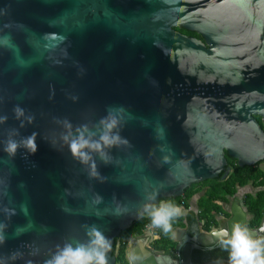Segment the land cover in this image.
I'll list each match as a JSON object with an SVG mask.
<instances>
[{
    "label": "water",
    "instance_id": "obj_1",
    "mask_svg": "<svg viewBox=\"0 0 264 264\" xmlns=\"http://www.w3.org/2000/svg\"><path fill=\"white\" fill-rule=\"evenodd\" d=\"M17 105L31 124L14 117ZM109 108L125 110L130 144L105 149L107 165L93 152L95 177L64 137L80 125L99 135ZM0 115V208L16 213L0 212L4 264H45L87 243L90 225L111 240L114 264L121 231L160 199L225 178L226 153L239 167L264 160V0H0ZM13 130L36 133L35 154L2 151ZM237 223L264 239V213L250 228L233 208L220 228L230 237ZM213 232L196 227L165 251L137 238L130 264H193V250L220 243Z\"/></svg>",
    "mask_w": 264,
    "mask_h": 264
},
{
    "label": "clouds",
    "instance_id": "obj_2",
    "mask_svg": "<svg viewBox=\"0 0 264 264\" xmlns=\"http://www.w3.org/2000/svg\"><path fill=\"white\" fill-rule=\"evenodd\" d=\"M64 42L63 38L60 41ZM125 110L123 108H109L107 114L101 118L99 125L102 131L99 135L89 130L87 125H80L73 130L71 136H65L69 154L74 160H77L82 165H88L91 170V175L100 177L97 171L96 161L92 155L97 153L101 162L105 165L109 163L107 159L108 153L105 149L115 148L119 145H128L129 141L120 135L122 128L121 114ZM14 117L18 120L26 119L27 123L31 124L35 117H25L24 109L19 105L13 108ZM8 117L0 115V124L6 123ZM64 123L68 128H72L69 121ZM23 121L20 127H23ZM19 135L15 130L9 135V138L4 141L2 151L9 157H14L20 148H24L31 154L37 151L36 133L22 137L20 140L14 137ZM102 179H106L102 177ZM23 186V185H21ZM100 197H97L99 201ZM26 206H21V210H25ZM8 219L15 215V209L8 207L0 208ZM152 228H159L165 234L171 233L172 220L181 215H185L182 208L168 203H162L159 207H153L148 212ZM88 227V235L90 237L87 243H79L76 246L65 244L62 248L45 261V264H108L107 253L111 249V240L107 238L95 225ZM8 224L0 222V245L7 241ZM264 231V229H261ZM213 235L219 238L221 246L230 249L229 259L230 264H264V239H252L246 228H242L240 224H234L229 237L227 228L214 230ZM13 256L16 253L12 254ZM5 257H0V264H4Z\"/></svg>",
    "mask_w": 264,
    "mask_h": 264
},
{
    "label": "trees",
    "instance_id": "obj_3",
    "mask_svg": "<svg viewBox=\"0 0 264 264\" xmlns=\"http://www.w3.org/2000/svg\"><path fill=\"white\" fill-rule=\"evenodd\" d=\"M175 30L183 35L203 41L202 37L195 32L187 31L181 27H177ZM255 119L264 131V118L255 117ZM225 157L227 165L230 167V172L225 178H222L224 172H221L215 179L190 185L178 197L160 199L139 220L121 231L115 238L112 247L114 264H130L126 258V248L129 240L142 236L147 228H152L148 212L151 208L159 207L162 203L172 204L187 210L184 217L179 216L172 220L173 230L183 228V221L185 220L186 223L200 222L202 231L209 233L219 227L218 216L224 219L230 217L224 207L236 195L238 188L251 185L257 191L254 194H245L242 198V205L250 216L248 227L255 228L259 226L264 213V160L253 166L239 167L237 161L230 158L227 153ZM194 199L195 213L188 211ZM152 233L155 238L151 241L150 247L154 250L165 251L176 245V242L172 239V232L165 234L162 229L152 228ZM229 254L230 249L218 243L213 249L202 247L199 250H193L191 262L193 264H203L216 260L230 262Z\"/></svg>",
    "mask_w": 264,
    "mask_h": 264
},
{
    "label": "crops",
    "instance_id": "obj_4",
    "mask_svg": "<svg viewBox=\"0 0 264 264\" xmlns=\"http://www.w3.org/2000/svg\"><path fill=\"white\" fill-rule=\"evenodd\" d=\"M257 191V189L253 188L251 185H246L244 187L238 188L236 195L230 199V202L228 205H226L224 208L225 210L229 213L230 217L228 219L231 218L232 216V209L236 208L241 210L244 214H245V218H246V223L248 225V221L250 219V216L246 213L244 206L242 205V198L245 194H254ZM185 215L187 213V210H183ZM188 211H192V212H196V206H195V199L192 200L191 202V206L189 207ZM185 215H181V216H185ZM263 217V215H262ZM228 219H224L221 216H218V220H219V227L217 229H219ZM184 223V227L183 228H175L172 231V239L174 240V238L179 237L180 240L184 241L185 239H187V236H190L192 234V232L195 231V228L198 227L200 232H204L201 229V225L200 222H195V223H186V221H183ZM150 228V227H149ZM178 229H182L184 230L183 232H177ZM148 228L144 231V234L138 238L142 239V242L144 241L145 244L147 246L150 247V243L151 241L155 238V236L152 233V228H150L151 233H148ZM136 239L137 238H132L129 240L128 244H127V248H126V258L128 260V262L130 263L129 257L128 255L130 253H135L137 252H141V248H139V246H136ZM136 248V249H135ZM156 251V250H155ZM218 261V260H216ZM216 264H230V262H226V261H218Z\"/></svg>",
    "mask_w": 264,
    "mask_h": 264
},
{
    "label": "rangeland",
    "instance_id": "obj_5",
    "mask_svg": "<svg viewBox=\"0 0 264 264\" xmlns=\"http://www.w3.org/2000/svg\"><path fill=\"white\" fill-rule=\"evenodd\" d=\"M149 230H148V233H151V230H150V228H148Z\"/></svg>",
    "mask_w": 264,
    "mask_h": 264
},
{
    "label": "flooded vegetation",
    "instance_id": "obj_6",
    "mask_svg": "<svg viewBox=\"0 0 264 264\" xmlns=\"http://www.w3.org/2000/svg\"><path fill=\"white\" fill-rule=\"evenodd\" d=\"M183 241V240H182ZM172 249V248H171Z\"/></svg>",
    "mask_w": 264,
    "mask_h": 264
}]
</instances>
